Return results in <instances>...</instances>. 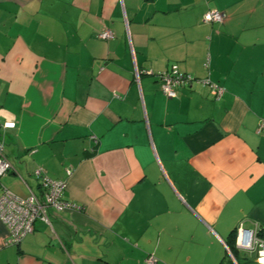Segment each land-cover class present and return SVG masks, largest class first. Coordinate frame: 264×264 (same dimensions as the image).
<instances>
[{"label":"crops","instance_id":"1","mask_svg":"<svg viewBox=\"0 0 264 264\" xmlns=\"http://www.w3.org/2000/svg\"><path fill=\"white\" fill-rule=\"evenodd\" d=\"M172 64L199 81L167 98ZM0 112V193L38 168L74 204L18 245L0 221V264H232L264 226V0H0Z\"/></svg>","mask_w":264,"mask_h":264},{"label":"built area","instance_id":"2","mask_svg":"<svg viewBox=\"0 0 264 264\" xmlns=\"http://www.w3.org/2000/svg\"><path fill=\"white\" fill-rule=\"evenodd\" d=\"M224 14L215 9H209L203 14L205 23L222 22ZM99 37L102 39L112 38V33L103 30ZM138 77V72L135 73ZM160 80V89L164 96L173 98L176 96L179 88L189 85L194 81H199L190 74L180 71L176 64H172L165 71L158 73ZM211 88V93L218 98L223 93V88L210 83L207 79L202 80ZM9 121H0V178L5 176L12 169V165L4 153L3 132L15 128L16 124L11 121L12 127H5ZM264 128V123H260L258 129ZM36 177H39V192L36 194L29 192L25 198L18 197L6 188L0 193V221L7 230L6 243L18 245L21 240L34 230L36 220L50 225L49 213L52 211H63L74 207L63 198V192L66 188L65 180H55L42 174L40 169L34 171ZM234 250L226 245V252L232 264H259L264 257V226L254 224L248 228L243 222H239L234 228ZM156 259L148 255L144 263L155 264Z\"/></svg>","mask_w":264,"mask_h":264},{"label":"trees","instance_id":"3","mask_svg":"<svg viewBox=\"0 0 264 264\" xmlns=\"http://www.w3.org/2000/svg\"><path fill=\"white\" fill-rule=\"evenodd\" d=\"M177 95V94H176ZM176 97V96H175ZM174 98V97H173ZM234 235L235 232L234 230L231 232V234L229 235L228 240L226 241V245L231 249V251L233 252V254L236 255V251L234 250Z\"/></svg>","mask_w":264,"mask_h":264},{"label":"clouds","instance_id":"4","mask_svg":"<svg viewBox=\"0 0 264 264\" xmlns=\"http://www.w3.org/2000/svg\"><path fill=\"white\" fill-rule=\"evenodd\" d=\"M0 115H5V113L0 112ZM13 125L11 124V118H9V123H7L5 125V127H12ZM259 264H264V257L261 258V260L259 261Z\"/></svg>","mask_w":264,"mask_h":264},{"label":"rangeland","instance_id":"5","mask_svg":"<svg viewBox=\"0 0 264 264\" xmlns=\"http://www.w3.org/2000/svg\"><path fill=\"white\" fill-rule=\"evenodd\" d=\"M241 264H243L242 262H240Z\"/></svg>","mask_w":264,"mask_h":264}]
</instances>
